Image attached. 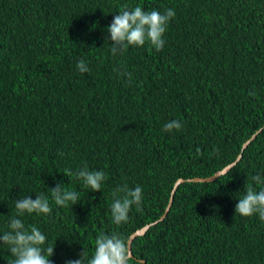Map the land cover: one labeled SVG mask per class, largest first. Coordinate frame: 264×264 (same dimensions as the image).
<instances>
[{
	"label": "trees",
	"instance_id": "1",
	"mask_svg": "<svg viewBox=\"0 0 264 264\" xmlns=\"http://www.w3.org/2000/svg\"><path fill=\"white\" fill-rule=\"evenodd\" d=\"M122 6L175 10L161 51L111 55L106 29ZM171 120L181 130L164 132ZM263 126L264 0H0V234L15 200L47 195L51 215L21 219L46 235L51 264L91 257L101 231L128 241L147 225L129 264H264V222L234 211L264 175ZM239 155L212 182L179 185L160 220L178 179L211 177ZM82 167L105 172L101 191L64 176ZM57 183L78 203L56 206ZM125 183L143 201L115 225L111 192ZM12 259L0 242V264Z\"/></svg>",
	"mask_w": 264,
	"mask_h": 264
},
{
	"label": "clouds",
	"instance_id": "2",
	"mask_svg": "<svg viewBox=\"0 0 264 264\" xmlns=\"http://www.w3.org/2000/svg\"><path fill=\"white\" fill-rule=\"evenodd\" d=\"M175 17L174 9H165L163 13L158 10L145 11L141 6L129 8L122 6L118 14H115L111 24L107 27L105 41L109 43V51L113 57L121 56L129 47H143L148 44L157 52L164 47V34L169 22ZM76 69L80 73L90 71L84 59L78 58ZM120 76L131 79V73L116 69ZM249 95L254 96V92ZM182 122L171 120L164 124V132L179 131ZM231 169V168H230ZM64 176L74 177L82 182L85 189L91 192L101 191L103 182L107 179L105 172L89 170L82 167L77 170L64 169ZM252 183L245 184L244 194L236 199L235 215L251 217L258 215L264 222V175L259 173L251 177ZM253 185H262L257 190ZM51 201L59 207L75 205L79 201L80 192L57 183L55 188L49 189ZM112 202L110 214L115 225L126 223L133 207L137 211L143 201V190L137 185L129 187L126 183L116 187L111 192ZM15 215L10 216L7 223V231L0 234L2 245L8 246L11 253V264H51L54 247H44L47 241L46 235L35 225H26L21 217L26 214L51 215L52 206L49 197L43 193L37 194L33 200L30 196H22L14 201ZM128 242L122 235L113 232L106 234L99 232L94 240V250L91 257L84 249L79 253V258L66 260L65 264H129Z\"/></svg>",
	"mask_w": 264,
	"mask_h": 264
},
{
	"label": "water",
	"instance_id": "3",
	"mask_svg": "<svg viewBox=\"0 0 264 264\" xmlns=\"http://www.w3.org/2000/svg\"><path fill=\"white\" fill-rule=\"evenodd\" d=\"M264 127V126H263ZM263 128L259 129L254 135H252V137L247 140L244 144H243V147H242V150L245 149L248 144L254 140L256 138V136L260 133V131L262 130ZM241 158V156L239 155L237 160L235 162H233L232 164H229L228 166L224 167L222 170L216 172L213 176L211 177H208V178H193V179H188V180H183V179H178L174 186H173V190L171 192V195H170V199H169V203L164 211V214L161 216L160 220H162L166 214L169 212L170 208H171V205H172V202H173V197H174V194H175V191L177 189V187L181 184H183L184 182H188V183H204V182H212L213 180H215L216 178H218L219 176L227 173L230 168H232L233 166H235V164L237 163V161ZM151 225H147L139 230H137L136 232L132 233L128 239V250H129V257L130 258H133V255H132V252H131V245L134 241V239L136 237H139V236H143L146 231L149 229ZM144 263V262H143Z\"/></svg>",
	"mask_w": 264,
	"mask_h": 264
}]
</instances>
